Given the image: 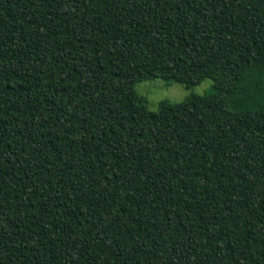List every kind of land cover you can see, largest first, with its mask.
Here are the masks:
<instances>
[{"label":"trees","instance_id":"1","mask_svg":"<svg viewBox=\"0 0 264 264\" xmlns=\"http://www.w3.org/2000/svg\"><path fill=\"white\" fill-rule=\"evenodd\" d=\"M0 264H264V0H0Z\"/></svg>","mask_w":264,"mask_h":264},{"label":"rangeland","instance_id":"2","mask_svg":"<svg viewBox=\"0 0 264 264\" xmlns=\"http://www.w3.org/2000/svg\"><path fill=\"white\" fill-rule=\"evenodd\" d=\"M211 80L203 79L199 84L186 87L183 83L166 80L157 77H148L137 82L135 90L147 100V107L150 110H157L159 102L166 100L170 103L183 101L190 93L203 94L211 85Z\"/></svg>","mask_w":264,"mask_h":264}]
</instances>
